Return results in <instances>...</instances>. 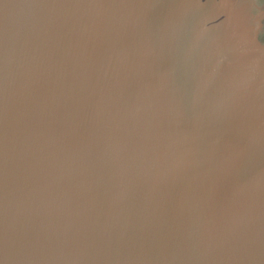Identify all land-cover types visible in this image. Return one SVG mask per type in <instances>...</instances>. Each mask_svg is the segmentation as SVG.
Listing matches in <instances>:
<instances>
[{"label": "water", "instance_id": "obj_1", "mask_svg": "<svg viewBox=\"0 0 264 264\" xmlns=\"http://www.w3.org/2000/svg\"><path fill=\"white\" fill-rule=\"evenodd\" d=\"M0 264H264V0H0Z\"/></svg>", "mask_w": 264, "mask_h": 264}]
</instances>
